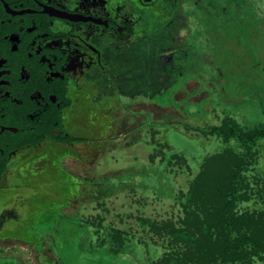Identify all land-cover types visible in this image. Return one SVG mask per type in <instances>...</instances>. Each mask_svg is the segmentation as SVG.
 Here are the masks:
<instances>
[{"label":"rangeland","instance_id":"374dc122","mask_svg":"<svg viewBox=\"0 0 264 264\" xmlns=\"http://www.w3.org/2000/svg\"><path fill=\"white\" fill-rule=\"evenodd\" d=\"M189 3L186 69L169 84L173 53L148 56L144 86L134 88L139 96L124 99V126L116 130L124 133L102 140L94 104L77 101L64 121L73 143L51 148L46 141L51 151L23 154L0 182V208L16 215L0 226L7 239L0 241V264L186 258L188 247L171 242V230L185 226L192 180L207 158L246 152L234 138L209 132L227 120L245 132L264 126V0ZM254 153L237 215H264V140ZM246 264H264V255Z\"/></svg>","mask_w":264,"mask_h":264},{"label":"flooded vegetation","instance_id":"af4514ba","mask_svg":"<svg viewBox=\"0 0 264 264\" xmlns=\"http://www.w3.org/2000/svg\"><path fill=\"white\" fill-rule=\"evenodd\" d=\"M188 1L0 0V182L23 154L47 151L46 141L71 145L54 138L66 133V112L77 101L94 104L102 140L112 120L115 129L124 126V99L139 96L142 65L154 50L173 53L169 84L182 75ZM8 215L16 216L10 206L0 208V226Z\"/></svg>","mask_w":264,"mask_h":264},{"label":"trees","instance_id":"16d2710c","mask_svg":"<svg viewBox=\"0 0 264 264\" xmlns=\"http://www.w3.org/2000/svg\"><path fill=\"white\" fill-rule=\"evenodd\" d=\"M209 133L224 140L234 138L246 152L236 157L229 150L205 160L183 204L190 206L185 226L171 230V242L188 247L186 258L152 264H246L264 255V215H237L234 210L242 197L243 172L254 163L248 156H254V148L264 140V126L245 132L227 120ZM54 140L72 144L75 139L63 132Z\"/></svg>","mask_w":264,"mask_h":264},{"label":"crops","instance_id":"0c3cea01","mask_svg":"<svg viewBox=\"0 0 264 264\" xmlns=\"http://www.w3.org/2000/svg\"><path fill=\"white\" fill-rule=\"evenodd\" d=\"M123 121H124V118H123ZM111 123H112L111 124L112 127H114L116 125V124H114L115 123V120H112ZM112 129H113L112 132L108 135L109 138H114V136H118L120 133L121 134L124 133V131L123 132L116 133V130H118V129H115V128H112ZM120 129H122V128H120Z\"/></svg>","mask_w":264,"mask_h":264}]
</instances>
